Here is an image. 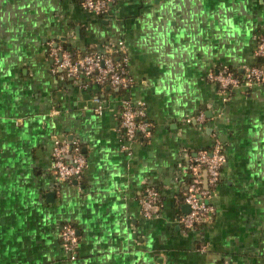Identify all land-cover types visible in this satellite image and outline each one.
Segmentation results:
<instances>
[{
    "label": "crops",
    "instance_id": "crops-1",
    "mask_svg": "<svg viewBox=\"0 0 264 264\" xmlns=\"http://www.w3.org/2000/svg\"><path fill=\"white\" fill-rule=\"evenodd\" d=\"M261 37L264 0H111L105 14L0 0V264H264V85L222 92L208 78L257 65ZM120 41L128 90L52 70L50 43L77 57ZM123 99L144 111L149 137L125 138ZM56 140L79 142L80 179H57ZM217 140L227 159L215 211L186 230L185 167ZM147 187L160 197L149 218ZM65 223L79 235L73 258Z\"/></svg>",
    "mask_w": 264,
    "mask_h": 264
},
{
    "label": "built area",
    "instance_id": "built-area-1",
    "mask_svg": "<svg viewBox=\"0 0 264 264\" xmlns=\"http://www.w3.org/2000/svg\"><path fill=\"white\" fill-rule=\"evenodd\" d=\"M84 9L97 14L108 12L111 0H78ZM49 55L53 59L52 70L61 68L65 75L78 83L82 79L98 85H110L128 90L134 83V78L126 67L127 56L124 43L111 48L110 53L103 54L90 50L83 55L74 57L63 46L49 44ZM256 55L264 58V37L259 39ZM208 78L216 82L222 92H228L237 87L251 88L255 85H264V66L252 65L242 74H237L229 67H222L211 72ZM96 101H99L96 99ZM101 106L98 105L97 111ZM199 121L204 120V114L199 113ZM120 130L128 141L135 140L138 135L147 138L150 136V125L145 119L142 109L134 106L128 99H123L120 114ZM226 154L220 140L215 141L209 149H203L193 156L185 172L188 177L184 201L189 210L181 216L184 229H192L205 216L215 211V206L209 201L215 186L219 182L221 169L226 162ZM87 165L85 155L77 140H56L52 151L53 172L59 181H72L81 178ZM206 173L207 185L204 187L203 172ZM160 197L153 187H147L144 196L140 199L142 212L146 217H152L159 206ZM60 239L66 252L73 258L80 245L79 235L71 223L62 224ZM205 249V248H203Z\"/></svg>",
    "mask_w": 264,
    "mask_h": 264
},
{
    "label": "trees",
    "instance_id": "trees-1",
    "mask_svg": "<svg viewBox=\"0 0 264 264\" xmlns=\"http://www.w3.org/2000/svg\"><path fill=\"white\" fill-rule=\"evenodd\" d=\"M257 65L259 66H264V58L260 57L259 61L257 63ZM235 73L239 74V72L237 70H233Z\"/></svg>",
    "mask_w": 264,
    "mask_h": 264
},
{
    "label": "water",
    "instance_id": "water-1",
    "mask_svg": "<svg viewBox=\"0 0 264 264\" xmlns=\"http://www.w3.org/2000/svg\"><path fill=\"white\" fill-rule=\"evenodd\" d=\"M117 89H119V87H117ZM75 181V180H74Z\"/></svg>",
    "mask_w": 264,
    "mask_h": 264
}]
</instances>
